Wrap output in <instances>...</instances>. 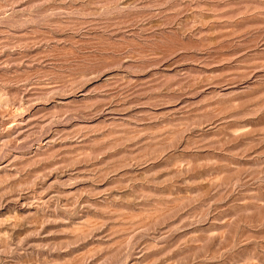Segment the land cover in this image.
Here are the masks:
<instances>
[{
    "label": "rangeland",
    "instance_id": "374dc122",
    "mask_svg": "<svg viewBox=\"0 0 264 264\" xmlns=\"http://www.w3.org/2000/svg\"><path fill=\"white\" fill-rule=\"evenodd\" d=\"M0 264H264V0H0Z\"/></svg>",
    "mask_w": 264,
    "mask_h": 264
}]
</instances>
